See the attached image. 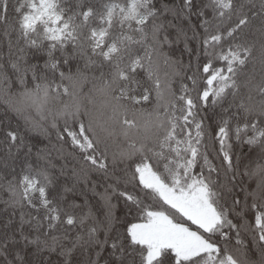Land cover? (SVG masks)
Masks as SVG:
<instances>
[{
    "label": "snow or ice",
    "instance_id": "snow-or-ice-1",
    "mask_svg": "<svg viewBox=\"0 0 264 264\" xmlns=\"http://www.w3.org/2000/svg\"><path fill=\"white\" fill-rule=\"evenodd\" d=\"M0 108V264H264V0H0Z\"/></svg>",
    "mask_w": 264,
    "mask_h": 264
},
{
    "label": "trees",
    "instance_id": "trees-1",
    "mask_svg": "<svg viewBox=\"0 0 264 264\" xmlns=\"http://www.w3.org/2000/svg\"><path fill=\"white\" fill-rule=\"evenodd\" d=\"M88 2L92 3L96 8L100 9L102 4L106 2V0H88ZM6 51V49H5ZM248 72L251 71V67H249ZM175 87L179 89V82L177 81ZM3 109L0 108V115H2ZM55 140V137H53ZM245 152L248 150L244 149ZM15 168L16 172H19V160L14 159L12 156H8L3 148H0V176H4L6 174H12V169ZM7 199V193L3 190H0V208L3 207L2 201Z\"/></svg>",
    "mask_w": 264,
    "mask_h": 264
}]
</instances>
